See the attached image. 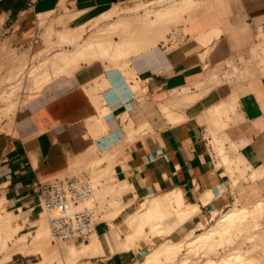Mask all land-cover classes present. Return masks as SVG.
I'll return each mask as SVG.
<instances>
[{
  "label": "crops",
  "instance_id": "0c3cea01",
  "mask_svg": "<svg viewBox=\"0 0 264 264\" xmlns=\"http://www.w3.org/2000/svg\"><path fill=\"white\" fill-rule=\"evenodd\" d=\"M172 1L0 0V48L9 41L15 50L37 49L46 55L41 63L61 52L74 54L71 61L33 67L40 86L18 105L11 129L0 132V220L12 219L0 233V242L12 249L2 264L44 258L35 238L45 212L49 221L40 203L44 179L109 172L100 176V187L121 207L110 206L92 236L74 243L115 227L120 234L102 252L82 255L74 264H131L161 235L146 220L124 246L146 199L197 203L174 230L194 229L235 199L232 169L239 158L264 165V63L249 76L211 87L217 66L253 59L264 30V0H198L178 24L170 17L131 42L125 25L114 28L122 19H143L144 7L129 10L140 2ZM82 26V36L74 38ZM104 27L111 29L104 43L82 46ZM188 87L208 90L183 98ZM215 110H231L220 117L229 125L216 136Z\"/></svg>",
  "mask_w": 264,
  "mask_h": 264
},
{
  "label": "rangeland",
  "instance_id": "374dc122",
  "mask_svg": "<svg viewBox=\"0 0 264 264\" xmlns=\"http://www.w3.org/2000/svg\"><path fill=\"white\" fill-rule=\"evenodd\" d=\"M164 3L165 2H159L154 5L146 6V2H140L135 7L129 8V10L133 11V9H137L136 10L137 12H141L143 11V9H146L147 12L144 14L145 16L148 13L155 14L153 12L154 8L159 9L160 7L162 8L166 6L164 5ZM196 5H198V3ZM142 7L144 8L141 10H138ZM148 8H152V10H149ZM187 9L189 8L178 11L179 19L176 20L177 24L182 17V13L186 11ZM168 19H169V16H163L161 18H158L155 21L153 27L160 26L162 28L164 24L168 22ZM169 29L170 28H168V30ZM258 36H259V41L257 42L255 48L253 49V53H254L253 59L251 60L243 59L242 64L232 62L229 67H225V68H221L217 66L216 68L218 71L215 70V73L217 72L219 75L216 73V76H219V77L217 81L211 87L223 86V85H226L232 82L234 78H243L244 76H249L250 74H253L255 72V70L260 66V64L264 63V30L260 29ZM162 37L165 38V35H162ZM29 38L31 37H28V39ZM44 56L46 55H42V51H38L36 49L34 52H31L30 49L25 50L24 46H22L20 49L15 50L12 47H10L9 41H6L5 45H3L0 48V132L5 131L7 129H11L14 114L16 112L18 105L22 101H24L27 97L31 96L33 94V91L40 86L39 82H37L38 78L35 77L36 70L33 71V67L37 66L38 64H40V66L45 65L43 62L41 63V60L44 58ZM31 68L32 70L29 72V69ZM196 86L200 87L199 84L197 83H196ZM192 89L194 88L188 87L186 90L181 92V96L183 97L184 95L188 94L192 96V99L194 98L196 99L197 97L204 94V92L208 90L206 88H203L200 90L199 93H197L196 91H192ZM179 96L180 95L178 94L177 97L179 98ZM187 102L189 103L190 100ZM174 103L175 102H173V104ZM183 104L184 102L182 103V105ZM229 111L231 110L212 111L211 117L214 120L213 126L215 127L213 130L214 136L217 135L218 130L224 129V127L229 125L227 121L223 122L220 119V117H222L223 112L228 113ZM220 140L223 142L224 138L221 137ZM90 174L96 180L98 186L96 188L95 197H91V198L84 200L82 205H90V204H94L95 201H98L99 207L103 210L102 212L103 214L101 217L107 218L109 217V215L105 213H109L110 206L115 205V203L113 200L106 199V192L103 190L102 187H100L101 185H103L100 180V176L109 174V172L105 174H101L99 171L92 170L90 171ZM232 175H233V178H232L231 186L235 194V199L228 206H226L223 210L215 211L213 213L212 219L209 220L208 222H204L198 227L194 229H189V230H188V226L186 227L183 226L179 228L176 232L175 230L171 231L169 230L170 228L168 229V226L170 227L171 221L176 223L177 219L170 217L169 219L171 221L168 222L169 219H166L167 215L164 216L163 218L161 217L162 228L163 226L165 228L167 227L166 229H168V231H165L166 230L165 228L161 230L159 228L155 229L151 227V232L153 234L159 233L161 235L155 238L154 241H152V245H150V247L146 250V252L143 255H141L139 258L134 260L131 264H145L144 260L147 258V255L151 251H153L156 247L169 243L171 241H181V246L176 251L163 255L158 260V262L154 264H202V263L205 264V262L211 256L213 258H216L218 261L219 259L220 261L221 260L223 261V258L224 260L227 258L225 262H227L228 260V262L229 261L232 262L230 264H243V263L247 264L248 261L246 258L249 259L250 257L251 259V257L254 258L255 256L253 254H252L253 256L252 255L247 256L248 253L249 254H251V252L254 253V251H252L253 249H251L252 247L251 248L249 247L251 251L249 249V252H248V249H247L248 246H253V245L257 246V249H254L255 250L254 254H256V252L258 251L264 250V245H263L264 243H262L264 236L261 238V236L263 235V232H262V235L260 236L261 233L259 231V230L264 231V206L261 210L262 212L260 211V213H257V214L254 213L253 215H248L247 217L243 218L242 221L237 222L234 227L232 226L231 232L225 231L222 234L216 235L210 241H207L199 245H195L194 243H191L189 241L190 238L193 237V235H197L198 233L203 232L206 229L213 226L216 223L217 219L221 215L226 213L228 210H230L231 208L239 207V206H242L243 204H252L258 200L264 201V165H256L254 163L249 162V160L246 159L245 157H242L241 159L239 158V160L236 161L234 168L232 169ZM107 202H108V206H106ZM115 206L118 210L121 207V205H115ZM118 210H116V212H114L113 214L118 213ZM144 211H145V208L141 206L139 213H144ZM45 216H46V221H44V225L46 226L48 230V234L46 237L45 249L44 250L42 249L44 252V258L42 259L40 264H74L78 262L80 258L74 262H68L66 259V254H67L68 249L70 248V246L74 245L75 243L74 242H62V243L54 242L52 240V236L50 233L49 221L47 220V217H48L47 212L44 213V217ZM152 220L154 222L158 220V218H154ZM252 221L258 222L259 224L256 226L252 225L253 224ZM249 223L251 224L249 225ZM174 225H171V226H174ZM251 232H253L252 235L254 234L253 236L255 237L260 236L261 241L258 240L259 237L258 239L257 237L256 238L252 237ZM247 235H250L251 237L249 236L248 237L251 239L253 238V240L256 239L257 241L256 240L255 241L252 240V241L253 243L257 242V244L256 243L253 244L251 241H249L251 239H248ZM127 237H128V234H127ZM0 239H2V236H0ZM132 240L130 241V244ZM188 241L190 242V244ZM242 242L243 243L245 242V243L243 244ZM256 246H254V248H256ZM237 248L238 250H236ZM241 248L242 249L245 248L244 251H246L247 254H245V252L242 253L243 250ZM260 248L261 249L263 248V249L260 250ZM240 249L242 250L241 252H240ZM231 250L237 251L238 253L240 252V256L236 255L237 256L236 257L234 255L232 256V259L230 260L231 256L228 257L227 254L230 253ZM11 251L12 249L8 247L7 244L0 242V264H2L8 258ZM262 253L264 252H261V255H259L260 258L262 257V260L259 258L258 253H257L254 259H251V261L249 260L248 264H257L258 260L259 261L261 260L260 264H264V262H262L264 258V256H262ZM85 254H90V253H85ZM244 254L247 256V257L246 256L244 257L245 262L243 259H241L243 258L242 256ZM224 255L227 257H225ZM217 260H216V263L218 262ZM220 261L217 264L219 263L221 264L222 262ZM253 261L255 262L252 263Z\"/></svg>",
  "mask_w": 264,
  "mask_h": 264
},
{
  "label": "bare ground",
  "instance_id": "6f19581e",
  "mask_svg": "<svg viewBox=\"0 0 264 264\" xmlns=\"http://www.w3.org/2000/svg\"><path fill=\"white\" fill-rule=\"evenodd\" d=\"M198 3V0H174L172 1L171 3H169L168 5L165 4L166 6L164 7H160L159 9H154V13L156 14V17L155 19H151V14H146L143 19H141L140 21L138 22H129L128 19H122V21H119L117 23V25L114 26V28H118V27H121L123 25L126 26V29L127 30H130L132 32L131 35L129 36H126V41H135V39H137V37H139V33H145L146 31L148 30H151L153 28V25L155 23V21L158 19V18H161L163 16H169V18L172 16L174 17L175 16V19L178 20L179 19V14H178V11L179 10H183V9H186V8H190V7H193L194 5H196ZM114 12L117 11V8H115L113 10ZM111 13V12H110ZM87 27V26H86ZM128 27V28H127ZM130 28H133L132 30ZM125 29V30H126ZM85 28L84 26H82L76 33L75 37L74 38H78V37H81L83 32H84ZM98 32V31H97ZM111 32V29H109V27H104V28H101L100 31L97 33L96 36L89 38L85 41L84 47H90L94 44H102L104 43L105 39H106V34ZM74 57V54L73 53H70V52H61L60 54H57L55 55L54 57L52 58H47L45 61H43V63L45 65H48L49 62L51 61H55L56 59H60L62 60V62H66V61H71ZM215 71V70H214ZM212 72L213 74L215 72ZM216 71H218L216 69ZM209 73V72H208ZM217 73V72H216ZM215 73V74H216ZM213 74H209L210 75V79L208 80L209 82L211 80H213L212 78V75ZM218 74V73H217ZM219 75V74H218ZM207 76V75H206ZM215 76V75H214ZM216 77V76H215ZM206 78V77H205ZM218 78V77H217ZM208 79V78H206ZM205 79V80H206ZM204 80V81H205ZM203 81V80H202ZM201 81V82H202ZM203 81V82H204ZM207 81V83H208ZM212 82V81H211ZM206 82L204 84H207ZM213 84L215 83L214 81L212 82ZM41 84V83H39ZM203 84V85H204ZM202 87H205L202 86ZM188 96V94H187ZM186 96V98H187ZM178 98V97H177ZM183 98H185L183 96ZM177 101L179 99H176ZM187 100H190V99H187ZM180 101V100H179ZM182 101H185V100H182ZM172 102V100H171ZM175 102V101H174ZM178 103V102H177ZM180 103V102H179ZM95 197V196H94ZM209 198V197H208ZM207 197L205 198V200L208 199ZM142 206L143 208H145V211L144 213H139L138 212V215L136 216V218L133 219V222H134V229L133 230H129L127 232L128 234V237H127V240L125 241L124 243V246L125 247H128L130 246V241L133 239L134 237V234L139 230V228L141 227V225L143 224L144 221L146 220H152L154 218H158V220L154 221L153 222V228H159V229H164L165 227L163 226L162 228V225H161V217L163 218L164 216H166V219H169L170 217H173L174 219H177V222L174 223L172 222L170 219L168 222H170V227L168 226V229L173 231L174 229L177 228V226L182 223L189 215H191L192 213H194L197 209H198V204L197 203H193V204H189L187 207H183L182 206V201L180 198L177 199V204H174L171 200H169L168 198H160V197H157V196H153L152 198H148L146 199L143 203H142ZM264 206V201L263 200H258L252 204H243L242 206H239V207H234V208H231L230 210H228L226 213H224L223 215H221L216 223L211 226L210 228L206 229L205 231L203 232H200L198 233L197 235H193V237L190 238V242L191 243H194L195 245H199V244H202V243H205L207 241H210L211 239H213L216 235L218 234H222L223 232L225 231H230L232 230V226L234 227L236 225L237 222H240L243 220V218L247 217L248 215H253L254 213H260V211L262 210ZM262 212V211H261ZM19 213V212H18ZM13 215V214H12ZM11 215V216H12ZM170 215V216H169ZM6 218V217H4ZM252 220V219H251ZM44 221H46V216L42 217L41 221H40V227L38 229V232L35 236L36 238V241L38 243L39 246H41V248L44 250L45 249V246H46V237H47V234H48V230L46 228V226L44 225ZM254 221V220H253ZM252 221V225H258L259 223L258 222H253ZM256 221V219H255ZM172 223V224H171ZM176 225H174V224ZM12 224V219L10 217L6 218V219H1L0 220V233L2 230L10 227ZM163 224V223H162ZM251 223H249L250 225ZM171 225H174V226H171ZM172 227V228H171ZM252 227V226H251ZM167 228V227H166ZM165 228V229H166ZM16 229L17 228H14L13 229V232H16ZM158 229V230H159ZM168 229H166L165 231H168ZM256 231V230H255ZM258 231V230H257ZM260 231V236L262 235V232H263V235L261 236V238L264 236V231ZM236 232V231H235ZM234 232V233H235ZM239 232V231H238ZM241 232V231H240ZM237 233V232H236ZM253 232H251V235H252ZM255 233V232H254ZM258 233V232H257ZM120 234V229L119 227H115L113 228L110 232H107L105 233L104 235L102 236H97L96 234L92 237L91 241L90 242H87V243H83L81 245H72L70 246V248L68 249L67 251V254H66V259L68 262H74L76 260H78L83 254L85 253H90V254H93V253H99V252H102L104 250V246L111 242L117 235ZM238 234V233H237ZM254 235V234H253ZM254 238H256L255 236H253ZM256 235V234H255ZM251 237L250 235H247V237ZM257 237L258 240L261 241V238ZM246 237V238H247ZM248 239H251L249 238ZM253 238L249 241H251L253 243ZM188 241V242H189ZM245 241V240H243ZM257 241V240H256ZM189 242V244H190ZM243 243V242H242ZM245 243V242H244ZM243 243V244H244ZM251 243V244H252ZM257 244V242H254L253 244ZM262 243H264V238L262 240ZM250 244V245H251ZM252 244V245H253ZM259 244V242H258ZM193 245V244H192ZM264 245V244H263ZM181 246V241H171L169 243H166V244H163L161 246H158L156 247L153 251H151L148 255H147V258L144 260L145 264H154L156 262H158V260L165 254H169V253H172L174 251H176L179 247ZM254 246L256 245H253V246H248L247 249H248V252H249V249H253L252 251H254L255 253V250L254 249H257V246L256 248H254ZM259 246V245H258ZM261 246V245H260ZM250 247V248H249ZM262 247V246H261ZM239 248V247H238ZM238 248L236 250H238ZM242 249V248H241ZM240 249V252L242 251V253L245 252V254H247L246 251H244V249L241 250ZM250 249V251H251ZM259 249V248H258ZM263 249V248H262ZM260 248V250H262ZM240 252L238 253L237 251H234V250H231L230 253H228V257L231 256L230 260L232 259V256H240ZM260 252V254H259ZM261 252H264V250L262 251H258L256 252V254L252 253L251 254H247V256L249 255H257L258 253V256L261 255ZM239 254V255H238ZM243 255L241 259L244 260V257L246 255ZM264 253H262V256ZM226 255V253H225ZM224 255V256H225ZM242 255V254H241ZM252 255V256H253ZM236 256V257H237ZM246 256V257H247ZM254 256V258H255ZM257 256V257H258ZM227 257V256H225ZM219 258V257H218ZM223 258V256H222ZM234 258V257H233ZM253 257H251V259H254ZM260 258V256H259ZM227 259V258H226ZM226 259L224 260L223 258V261L219 259L220 262H222L221 264H230L232 262H225ZM248 263H249V260L251 261L250 257L249 259L246 258ZM258 259V258H256ZM262 260V257L260 258ZM162 260V259H161ZM216 258H213L212 256L210 258H208V260L205 262V264H217L216 263ZM260 260V261H261ZM235 261V259H234ZM241 261V260H239ZM256 261V260H255ZM255 261H253L252 263H254ZM260 261L258 260V263L260 264ZM41 262V261H40ZM40 262H38L37 264H40ZM245 262V260H244ZM264 262V258H263V261ZM261 262V263H262ZM243 263V261H242ZM247 263V262H246ZM247 263V264H248ZM257 263V264H258ZM203 264V263H202ZM220 264V263H219ZM244 264V263H243Z\"/></svg>",
  "mask_w": 264,
  "mask_h": 264
},
{
  "label": "built area",
  "instance_id": "2783aa9c",
  "mask_svg": "<svg viewBox=\"0 0 264 264\" xmlns=\"http://www.w3.org/2000/svg\"><path fill=\"white\" fill-rule=\"evenodd\" d=\"M97 186L88 173L54 176L40 182V203L49 212L54 242L85 241L92 236L103 210L97 202L82 203L95 196Z\"/></svg>",
  "mask_w": 264,
  "mask_h": 264
}]
</instances>
